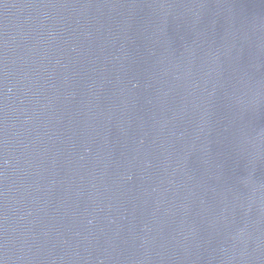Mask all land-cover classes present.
I'll return each instance as SVG.
<instances>
[{
    "label": "water",
    "instance_id": "95a60500",
    "mask_svg": "<svg viewBox=\"0 0 264 264\" xmlns=\"http://www.w3.org/2000/svg\"><path fill=\"white\" fill-rule=\"evenodd\" d=\"M0 264H264V0H0Z\"/></svg>",
    "mask_w": 264,
    "mask_h": 264
}]
</instances>
